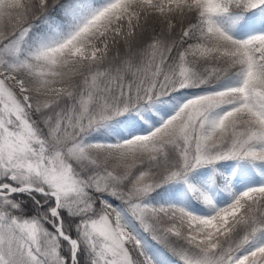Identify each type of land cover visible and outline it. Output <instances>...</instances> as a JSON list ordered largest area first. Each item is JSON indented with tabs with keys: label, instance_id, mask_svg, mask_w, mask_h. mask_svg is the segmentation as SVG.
<instances>
[{
	"label": "snow or ice",
	"instance_id": "1",
	"mask_svg": "<svg viewBox=\"0 0 264 264\" xmlns=\"http://www.w3.org/2000/svg\"><path fill=\"white\" fill-rule=\"evenodd\" d=\"M0 264H264V0H0Z\"/></svg>",
	"mask_w": 264,
	"mask_h": 264
}]
</instances>
